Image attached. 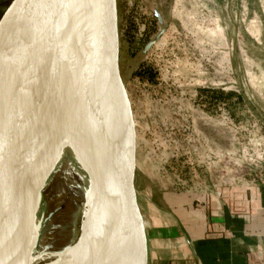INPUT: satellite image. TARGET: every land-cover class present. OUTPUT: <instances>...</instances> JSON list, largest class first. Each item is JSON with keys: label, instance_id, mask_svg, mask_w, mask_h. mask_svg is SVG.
<instances>
[{"label": "rangeland", "instance_id": "1", "mask_svg": "<svg viewBox=\"0 0 264 264\" xmlns=\"http://www.w3.org/2000/svg\"><path fill=\"white\" fill-rule=\"evenodd\" d=\"M185 1L117 0L118 63L135 123L143 220L152 205L165 208L166 195L264 180V0H202L204 17L201 1ZM9 2L0 0L3 23ZM156 11L167 22L173 13L176 26L165 45L144 52L160 29ZM58 210L46 215L44 231ZM71 215L64 230L74 245L81 211Z\"/></svg>", "mask_w": 264, "mask_h": 264}, {"label": "water", "instance_id": "2", "mask_svg": "<svg viewBox=\"0 0 264 264\" xmlns=\"http://www.w3.org/2000/svg\"><path fill=\"white\" fill-rule=\"evenodd\" d=\"M8 5L7 34L0 29V229L12 206L8 223L15 237L8 261L0 264L19 261L37 199L41 160H50L57 152L60 127L52 136L34 134L55 76L64 81L67 91L86 89L94 102L102 100L108 123L115 129L119 157L115 208L94 248L110 237L122 218L120 263L148 264L144 220L134 186L135 123L118 63L117 0H10ZM155 15L162 23L159 13ZM164 31L163 27L147 42L144 52ZM42 125L48 130L49 121ZM84 226L81 216L73 245L76 264L82 263Z\"/></svg>", "mask_w": 264, "mask_h": 264}, {"label": "bare ground", "instance_id": "3", "mask_svg": "<svg viewBox=\"0 0 264 264\" xmlns=\"http://www.w3.org/2000/svg\"><path fill=\"white\" fill-rule=\"evenodd\" d=\"M4 20L0 16V29L7 34L9 17ZM45 121H49L48 130L42 128ZM57 127L61 129L57 152L50 160H41L32 221L16 264H76L77 247L68 243L64 230L71 225L75 208L81 211L87 235L81 264H121L122 218L110 237L94 248L111 222L117 180L114 175L119 174L116 134L108 123L107 110L102 100L94 102L86 89L67 91L64 81L55 76L34 134L47 132L52 136ZM102 180L104 187H100ZM56 208L60 210L48 217L49 226L44 231L46 215ZM11 211L12 206L0 229V263L8 261L14 242L15 230L8 223ZM24 215L23 211L19 220Z\"/></svg>", "mask_w": 264, "mask_h": 264}, {"label": "crops", "instance_id": "4", "mask_svg": "<svg viewBox=\"0 0 264 264\" xmlns=\"http://www.w3.org/2000/svg\"><path fill=\"white\" fill-rule=\"evenodd\" d=\"M158 13L166 29L154 48L176 26L173 13L168 22ZM163 199L165 208L152 205L144 217L148 264H264V180Z\"/></svg>", "mask_w": 264, "mask_h": 264}, {"label": "built area", "instance_id": "5", "mask_svg": "<svg viewBox=\"0 0 264 264\" xmlns=\"http://www.w3.org/2000/svg\"><path fill=\"white\" fill-rule=\"evenodd\" d=\"M201 7H202L201 9L203 10V12H202V16L204 17V14H205V4L202 3V2H201ZM199 52H200V51H198V55L201 56V54L203 53V51L200 52L201 54H200ZM203 55H204V54H203ZM200 70H204V67L200 66Z\"/></svg>", "mask_w": 264, "mask_h": 264}, {"label": "flooded vegetation", "instance_id": "6", "mask_svg": "<svg viewBox=\"0 0 264 264\" xmlns=\"http://www.w3.org/2000/svg\"><path fill=\"white\" fill-rule=\"evenodd\" d=\"M155 16H156V15H155ZM156 20H157V22H156V23H160L157 17H156ZM160 24H161V26H162V24H163V21H162V23H160ZM164 28H165V27H164ZM161 29H162V28H160V29L158 30V32H159ZM165 29H166V28H165ZM158 32H157V33H158ZM164 32H165V31H164ZM157 33H156V34H157ZM162 35H163V34H162ZM162 35H161V36H162ZM159 39H160V38H159ZM147 42H148V41H147Z\"/></svg>", "mask_w": 264, "mask_h": 264}]
</instances>
